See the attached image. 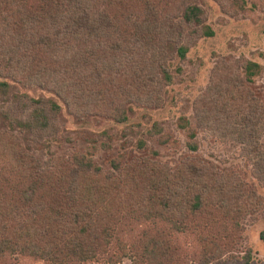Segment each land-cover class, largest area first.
Segmentation results:
<instances>
[{
    "label": "trees",
    "instance_id": "16d2710c",
    "mask_svg": "<svg viewBox=\"0 0 264 264\" xmlns=\"http://www.w3.org/2000/svg\"><path fill=\"white\" fill-rule=\"evenodd\" d=\"M141 1L0 0V86L7 80L34 84L74 113L92 116L121 98L140 99L141 88L149 95L150 84L163 89L171 80L168 61L186 57L201 10L188 6L171 24ZM256 66L247 62V75ZM237 82L218 91L217 105L203 121L224 135L246 136L262 157L263 171L262 119L246 110L251 93L243 79ZM33 103L26 119L5 114L0 129V264L23 258L48 264L249 263L241 262L235 243L239 221L257 200L241 180L233 182L195 159L183 163L172 184H145L152 181L146 170L103 177L67 159L43 162L16 134L47 130L59 106ZM116 111L113 119L125 121L124 110ZM180 236L195 249L179 244Z\"/></svg>",
    "mask_w": 264,
    "mask_h": 264
},
{
    "label": "rangeland",
    "instance_id": "374dc122",
    "mask_svg": "<svg viewBox=\"0 0 264 264\" xmlns=\"http://www.w3.org/2000/svg\"><path fill=\"white\" fill-rule=\"evenodd\" d=\"M142 1L141 7L154 10L163 22L171 24L178 22L188 6L201 10L200 24L193 26L197 35L189 39L186 57L175 55L168 61L171 80L163 89L150 84L149 95L148 89L141 88L140 99L121 98L116 106L109 104L111 110L92 116L74 113L47 89L7 80L6 87L0 86V129L5 128V114L10 120L26 119L35 100H48L59 106L50 127L40 133L16 134L24 148L43 162L67 159L100 170L103 177L117 171L146 170L152 181L145 184H172L183 163L195 159L233 182L241 180L243 187L255 194L257 203L239 221L236 248L241 262L249 259L248 264H264V240L260 237L264 231L262 157L253 153L246 136L224 135L203 121L204 115L211 113L209 107L217 105L213 101L218 91L243 79L251 93L246 110H256L262 119L260 145L264 154V0ZM208 31L211 35H205ZM247 62L257 65L248 71L250 82ZM116 109L124 110L125 121L113 119L111 113L117 114ZM180 237L179 244L195 249L191 239ZM9 264L48 263L23 258L11 259ZM87 264L107 263L94 260Z\"/></svg>",
    "mask_w": 264,
    "mask_h": 264
}]
</instances>
